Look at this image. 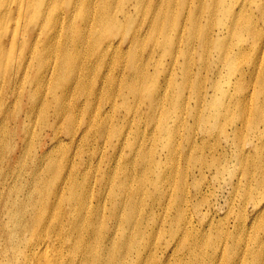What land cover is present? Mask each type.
I'll use <instances>...</instances> for the list:
<instances>
[{
    "label": "rangeland",
    "instance_id": "1",
    "mask_svg": "<svg viewBox=\"0 0 264 264\" xmlns=\"http://www.w3.org/2000/svg\"><path fill=\"white\" fill-rule=\"evenodd\" d=\"M88 10L89 16L93 13V17L101 19L97 26L90 25L88 31L91 65L79 100L88 101L92 107L100 101L98 116L105 120V131L93 146L87 144L92 138L82 139L80 131L90 119L88 109L82 114L76 134L73 125L66 122L59 125L55 102L68 105L60 95L72 93V88L66 85L60 90V84L64 83L57 81L54 95L47 78L44 88L33 91L39 70L29 58V71L19 95L22 98L8 100L11 102L0 108V264L25 263L27 242L35 238L32 230L38 231L36 215L43 205L47 218L40 233L44 237V229L51 222L67 227L68 216L75 212V206L66 204L55 215V201L61 178L69 172L73 178L85 179L87 183L75 186L81 198L91 190L95 174L92 170H98L99 187L109 189L120 172L127 170V160L133 162L140 147L137 128L141 135L153 139L151 153L143 162L146 177L137 179L134 169L133 179L128 174L124 182L126 194L133 193L131 199L138 209L135 216L140 207L143 214H148L147 229L139 239L140 252H152L155 245L164 244L166 235L161 225L165 222V211L168 210L167 218H172L179 209L182 216L189 219L192 216L200 222L207 215L209 220H203L207 229L203 232H207L202 238L216 244L224 240V223L231 225L242 216L247 225L251 220L250 226L237 232L242 233L243 239L236 240V253L232 256L233 238L227 248V254L239 259L247 244L246 232L250 233L249 247L258 245V241L251 243V240L264 234V0H60L46 13L55 19L58 13H64L65 17L69 12ZM81 20L75 17L76 28L81 26ZM34 33L28 35L29 54ZM106 35L113 45L109 59L101 60L97 52L106 44L102 38ZM10 37V27L0 30L3 43ZM259 37L262 38L257 42L261 44H254ZM114 52L118 55H112ZM6 59L10 65L4 69L7 83L3 88L12 81L13 67L19 62L15 50L8 52ZM48 62L56 64L57 60ZM2 76L0 69V83ZM17 91L18 88L3 93L7 99V95L15 96ZM33 93L36 100L47 94L46 104L32 102ZM64 112L69 115L71 110ZM242 143L251 153L240 157ZM260 156L259 164L246 167ZM55 162L61 164L59 177L48 186L51 170H57ZM132 183L135 190L129 191ZM36 185L45 191L44 201ZM142 188L144 195L136 196L135 192ZM165 190L169 192L167 200L182 198L177 209L173 199L165 202L164 195L168 193ZM101 194L99 190V197ZM152 198L161 202L155 205ZM6 203L24 207L20 217L25 215L23 220L28 221L16 237L13 256L5 248L7 238L3 231H20L21 220L7 218ZM112 204L113 201L109 202L106 234L113 231L116 218L117 210L112 211ZM206 206L214 210L207 212ZM121 246L123 255L119 257ZM127 246L121 238L117 243L118 254H114L110 264H116V258L122 264L134 263L136 255L131 248L129 258L128 251L124 254ZM51 248L45 245L34 254L35 264L44 256L41 264H59L69 256L66 251L54 254ZM106 248L107 243L101 251L100 264H109ZM263 252L264 248L256 247L259 260Z\"/></svg>",
    "mask_w": 264,
    "mask_h": 264
},
{
    "label": "bare ground",
    "instance_id": "2",
    "mask_svg": "<svg viewBox=\"0 0 264 264\" xmlns=\"http://www.w3.org/2000/svg\"><path fill=\"white\" fill-rule=\"evenodd\" d=\"M59 1L60 0H0V11H2V14L0 15V30H5V28L10 27L11 33V37L7 42L4 41L3 43L0 39V69L3 70V79L0 83V108L11 102L8 100L17 98L23 93L21 88L23 87L25 73L27 75L29 71L30 66L28 61L30 58V60L35 61L39 70L38 75L36 73V78L34 80L35 83L33 84L35 89L33 91H39L44 88L47 85L48 79L51 80L50 86L54 95H56L54 88L57 85V81L60 83L62 81L64 83L60 84V90L66 85H69L72 88V93H63L60 95V99L63 103H67L68 105L64 107L55 102V118L56 121H60L59 125H61L62 122L73 125L75 127L74 134H76L78 132L76 129L82 122L83 112L87 109L91 111L89 115L90 119L88 123L84 125V130L80 131V133L82 134V139L83 137L87 139L92 138L87 144L93 146L94 144H97V139L101 137L100 135L105 131V120H100V117L98 116L100 101L97 102V106L95 107H92L88 101L86 103H80L79 93L88 78V70L91 65L89 59L90 48L87 45L88 31L90 25H98L101 17H93V13L89 16L88 10L86 12H78L75 14L69 12L65 17L64 13H58L56 18L53 19L51 15H48L46 12L51 10V6H55ZM105 7L107 6L105 5ZM28 13H30V16ZM39 15L40 20L38 21ZM77 16L82 19L81 26L78 28L74 25V19ZM63 30L64 34L62 35ZM32 33H34V44L29 54L27 42L28 35ZM262 37L264 38L263 34ZM262 37H259L254 44ZM102 38L106 44L101 46V48L99 46L100 49L97 53L101 60H108V55L111 50L110 46H112L113 43L110 38L108 39V35L102 36ZM258 43L261 44L260 41L257 42V44ZM6 44H9V46ZM13 50L16 51L19 62L13 67L15 70L12 72V81H9L8 86L3 88L4 84L7 83L4 69L10 65L9 63L7 64L6 55ZM239 53H241V51H239ZM114 54L117 53L114 52L112 55ZM49 60H57V62L54 64L48 62ZM16 88H18V91L14 93L15 96L7 95L6 99V94L3 93L4 90L14 91ZM49 91L51 90L48 89V92ZM93 96L100 98V95L98 96L97 94H93ZM19 98H22V96H19ZM30 100L35 102V104L43 106L47 102V94L44 98L36 100L33 93L30 95ZM64 109H70V114H66ZM135 131L139 136L140 147L135 152L133 162L127 160V170L120 172L117 177L118 182L115 180L114 184L111 183L109 189L99 187L97 182L98 170H92L95 171V174L94 180L91 184V190L85 193L82 198L80 197L79 192L75 189V186L82 187L87 185L85 179L79 181L75 177L73 178L70 172L65 178H61L62 181L59 184L58 197L55 201V215H58L61 212V209L66 204L70 203L74 204L75 212L68 216L67 227L64 225L60 226L55 222L52 224L51 222L49 226L44 229V232L46 233V237H44V235L40 233V227L45 222L47 213H45L44 205L42 206V211L37 212L36 215L39 225L38 231L35 229L32 230V235L35 238L29 240V243L27 242V255L24 264H35L34 254H38L45 245L47 248L51 246L54 254L62 253L64 251L68 252L69 256L66 255L64 260H61L59 264H100V255L102 254L101 251L103 250L105 243H107L106 262L110 264L114 259V254H118L116 251L117 243L118 241L121 242V238L124 245L128 243V246L124 249V254L131 248L133 254L136 255L133 264H264V252L262 253L261 260H259V257H256L255 253L257 246L259 249L264 248V234L262 237H254L251 240V243H257L258 241V245L254 244L253 247H249L250 233L246 232L247 234L245 237H248V248L247 244H244L241 257L237 260L232 257L233 254L236 253V240H238V237L240 240L243 239L242 233L237 234V232L250 226L251 220L247 225L242 216L241 220L236 218L231 225L230 222L224 223L226 229L224 240L223 242H218V244H216L209 241L208 238L207 241L205 238H202L207 232H203L207 230L203 224L204 219H206V222L209 220L207 215L201 218L200 222L195 219L193 220L192 216L191 219L182 216L181 210L179 209L175 217L172 218H167L168 210L165 211V222L161 225L163 234L166 235L164 244L155 245L152 252H140L138 248L140 247L141 241H139V239L147 229L146 219L148 214L146 212L143 214L142 207H140L137 214L138 216H135L137 208L135 202L131 199L133 193L126 194L127 188L124 182L126 181L128 174H130L129 179L132 180L135 171L137 172V179L141 176L146 177V170L143 162H146L151 153L153 139L141 135L138 128L137 130L135 129ZM67 133L71 132L67 130ZM1 136H4L3 131L1 132ZM69 136L70 140L74 141V139L71 138L72 135L69 134ZM239 146L242 153L240 154V157L251 153V149L246 148L244 143ZM148 148H150V150ZM252 155L254 154H251V156ZM260 159L261 156L258 157L257 162L252 161L246 167H252L259 164ZM245 161H247V158ZM55 163L57 164V170L53 169L50 172L46 169V171L50 172L47 179L48 186L54 184L59 177L57 172L60 173L61 164L59 162ZM134 163H137L138 166H135ZM70 171H72V167H70ZM42 179L45 182V177H42ZM83 181L85 182L84 184L82 183ZM95 184L98 185L97 191H95ZM143 188H145V185ZM143 188L140 191H136L135 195L138 196L140 193L144 195L145 192L142 193ZM99 190L102 191L100 197ZM128 190H135L134 183L128 187ZM36 191L42 196V201H44L45 191L39 189L37 185ZM168 194L169 192L164 195L165 202L168 204L173 199L172 203L176 205L177 209V205L182 202V198L174 197L167 200L166 196ZM110 196H113L114 199H111ZM188 198H190V195ZM112 201L113 204L111 209L113 212L117 210L114 213L116 218L113 219L114 223H112L111 229L113 231L106 234L104 231L105 226L107 227L105 222H107L108 219L107 214L109 213V202ZM140 201H143L142 197L140 198ZM158 202H161L158 201V198H152L153 204L156 205ZM262 205H264V201ZM119 209L121 214L118 216ZM4 210L8 219H11L12 221L13 219L21 220L20 231H11L8 229L3 231L8 242V245L7 242H5V248L7 252L13 256L16 237L19 235V232L28 225V221L23 220L25 215H22V218L20 217V213L24 210V207L20 205L6 203L4 205ZM212 210L214 209L211 206H206L207 212H211ZM13 212L16 215L13 216ZM262 229L264 230V226ZM74 234H76V236L73 239L72 235ZM255 235L258 234L255 233ZM231 238H233L231 249L232 256L227 254V248ZM78 251L82 252L75 256V253ZM129 251L126 256L129 255ZM118 255L119 257L123 255L122 246L120 247ZM142 256H144V258L141 263ZM45 257L46 256L40 259L36 264H41V261ZM123 260H125L124 257ZM10 264H13V262H10ZM116 264H122L119 258H116Z\"/></svg>",
    "mask_w": 264,
    "mask_h": 264
}]
</instances>
